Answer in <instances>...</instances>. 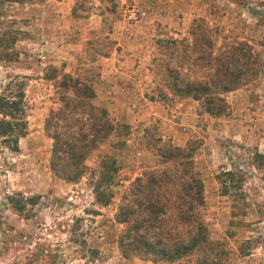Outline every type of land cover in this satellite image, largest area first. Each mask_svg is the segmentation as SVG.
I'll use <instances>...</instances> for the list:
<instances>
[{
  "label": "rangeland",
  "instance_id": "374dc122",
  "mask_svg": "<svg viewBox=\"0 0 264 264\" xmlns=\"http://www.w3.org/2000/svg\"><path fill=\"white\" fill-rule=\"evenodd\" d=\"M198 24L216 46L243 41L260 52L261 72L223 95L227 108L218 117L190 98L165 97L163 65L190 79L207 72L189 55V31ZM4 29L18 30V37L14 59L0 60V88L7 80L21 83L26 131L16 151L0 145V264H82L68 239L74 218L87 246L98 250L88 264H153L119 255L122 225L113 215L129 182L159 166L156 148L165 144L192 149L203 183L200 214L208 236L230 250V264H264V0H0ZM49 67L88 69L92 103L117 126L89 153L76 182L53 177L48 166L43 122L57 106L44 78ZM104 157L116 172L112 198L100 206L91 178ZM233 168L242 172L241 192L222 194L216 175ZM13 193L39 199L21 216L5 199ZM247 240L248 254L239 256Z\"/></svg>",
  "mask_w": 264,
  "mask_h": 264
},
{
  "label": "trees",
  "instance_id": "16d2710c",
  "mask_svg": "<svg viewBox=\"0 0 264 264\" xmlns=\"http://www.w3.org/2000/svg\"><path fill=\"white\" fill-rule=\"evenodd\" d=\"M1 1L19 3L23 0ZM71 12L76 15L74 7ZM189 34L193 36L189 55H194L193 63L206 67L207 72L190 79L177 67L163 65V82L168 92L165 97L190 98L197 101L207 115L221 116L227 108L223 95L261 72L260 52L243 41L216 46L202 24L195 25ZM17 35L18 30L0 31V60L14 59L16 53L12 45ZM173 42L176 43L170 44ZM44 78L51 81L57 103L43 122V130L50 139L48 166L53 177L76 182L88 170L85 160L89 153L116 132L117 126L105 108L92 103L95 93L88 69L70 74L49 67ZM23 97L20 82L7 80L0 88V145L12 151L17 150L18 139L26 131ZM156 151L159 166L142 171L121 192L113 215L114 221L122 225L116 238L119 255L123 259L139 258L153 264H230V250L224 242L208 236L200 214L204 202L203 183L194 168L192 149L165 144ZM115 172L113 160L104 157L91 173L92 197L96 204H109ZM241 177L242 172L236 168L219 172L216 178L220 192L239 191L240 194ZM5 199L16 214L24 216L26 207L35 205L39 196L13 193ZM79 221L80 218L73 219L68 239L76 251L77 248L80 251L82 264H88L97 258L98 250L87 246L83 233L79 232ZM249 242L239 245V256L248 254L245 245ZM45 255L50 259L49 253ZM47 264H53V260H48Z\"/></svg>",
  "mask_w": 264,
  "mask_h": 264
}]
</instances>
